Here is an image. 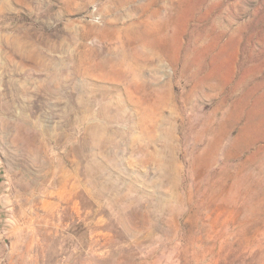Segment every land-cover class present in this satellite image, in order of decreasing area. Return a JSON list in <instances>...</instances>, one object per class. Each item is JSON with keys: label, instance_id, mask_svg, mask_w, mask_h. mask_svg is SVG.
Here are the masks:
<instances>
[{"label": "rangeland", "instance_id": "374dc122", "mask_svg": "<svg viewBox=\"0 0 264 264\" xmlns=\"http://www.w3.org/2000/svg\"><path fill=\"white\" fill-rule=\"evenodd\" d=\"M0 264H264V0H0Z\"/></svg>", "mask_w": 264, "mask_h": 264}, {"label": "bare ground", "instance_id": "6f19581e", "mask_svg": "<svg viewBox=\"0 0 264 264\" xmlns=\"http://www.w3.org/2000/svg\"><path fill=\"white\" fill-rule=\"evenodd\" d=\"M209 132V131H208ZM216 175V174H215Z\"/></svg>", "mask_w": 264, "mask_h": 264}]
</instances>
